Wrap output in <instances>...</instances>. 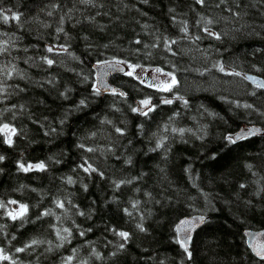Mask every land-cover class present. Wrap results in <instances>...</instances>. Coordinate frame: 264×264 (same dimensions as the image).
Returning <instances> with one entry per match:
<instances>
[{
  "label": "trees",
  "instance_id": "1",
  "mask_svg": "<svg viewBox=\"0 0 264 264\" xmlns=\"http://www.w3.org/2000/svg\"><path fill=\"white\" fill-rule=\"evenodd\" d=\"M0 12V129H15L11 144L0 131V264H264L244 233L264 228V135L228 139L264 127V88L245 76L264 77V0H0ZM107 60L175 84L126 72L110 78L122 92L100 91ZM146 99L151 111H133ZM197 213L189 258L175 224Z\"/></svg>",
  "mask_w": 264,
  "mask_h": 264
},
{
  "label": "snow or ice",
  "instance_id": "2",
  "mask_svg": "<svg viewBox=\"0 0 264 264\" xmlns=\"http://www.w3.org/2000/svg\"><path fill=\"white\" fill-rule=\"evenodd\" d=\"M85 2H87V0H85ZM197 3H200V4H203L204 3V0H196ZM223 2V0H222ZM0 16H3V13L0 12ZM12 19H16L18 20L19 17L16 16V15H13L11 17ZM3 19L5 22L8 21L9 17L8 16H3ZM206 23L208 24H211L212 21L211 20H208L206 21ZM183 31H187V28L185 27L184 29H182ZM205 31L207 32L208 29L205 28ZM210 35H215L213 33H209ZM217 38H219V36H217ZM67 49H64V51H66ZM0 51H3L2 48H0ZM48 51L49 52H52L53 51V48L49 47L48 48ZM46 59V62L51 65L53 63V61L51 59ZM120 63L119 61H117V64ZM129 67H135V66H132V65H129ZM4 70L3 69H0V73H2ZM15 71V69L11 70V71H8L7 75L9 77L12 76L13 72ZM157 72L161 71L160 69H156ZM128 75H132V72H129L127 73ZM248 79H252L251 77H246ZM175 84V78L173 77L172 81H171V85H174ZM171 85L169 86V89H165V90H170V87ZM259 87H264V84H260L258 85ZM4 89L3 88H0V92H2ZM97 94L99 93V90L97 89ZM113 92L115 93V90H113ZM121 95H123L121 93ZM165 103H171L172 101L171 100H165L164 101ZM81 104H83V101H81ZM141 105H143L144 107L141 108V107H137V108H134L133 111H139L141 112V114H144L146 115L147 112L145 111V108L147 109V111H151L152 108L149 107L150 105V101L149 100H143L140 102ZM247 107H251L250 105H247ZM0 131H10L13 135L15 134V129H9V126L7 124L3 125V128L0 129ZM121 130L120 129H117V132H120ZM173 132H176V131H179V133L182 135L183 132L185 131L184 129H173L172 130ZM258 131V130H256ZM244 133L245 135H238L237 137L233 138V137H229V141L232 142V143H235V141L237 139H241V138H246V135H252L254 134V131L253 130H244ZM5 142L8 143V144H11L12 143V140H11V136H6L5 138ZM162 146V142H158L157 143V148H160ZM89 151H92V149H89ZM3 157H0V160H2ZM20 167L24 170V171H28L30 170L31 168L35 167L37 169H43L45 166L43 163H40V164H37V165H29L27 168H25L23 165H20ZM95 171V169H92L91 166L89 165L88 168L85 169V171ZM71 179H69V183H71ZM117 187H119V184H117ZM243 187V185L241 186ZM9 203H12V204H15L16 202L15 201H9ZM57 206L58 207H63V204L59 201H57ZM135 206V205H134ZM5 207V205L0 202V208H3ZM19 211H12V212H9L8 215L12 218V219H17L18 217H23L25 215V213L27 212V205H19ZM48 213H45V215H47ZM204 221V217L201 216L197 219H194L192 221H181L180 225H178V237H177V242L180 243V246L183 248V250L188 254V257L191 258V252L189 251L188 249V243H189V240H190V236L187 234L189 231H190V228H185L184 226H190V227H195L198 223H201ZM137 227H141L140 225H137ZM144 229L141 227V231H143ZM65 231H67V229H65ZM181 233H184L183 235H181ZM118 235L123 238L124 240H127L128 238V233L127 232H119ZM58 236H59V233H58ZM60 239H65L64 237H60ZM38 243H41V241H36V240H33L32 241V244L35 245V244H38ZM26 247H28V245H26ZM121 247H123V245H121ZM25 249H17L18 252L20 251H24ZM2 249H0V259H7L6 256H3L2 255ZM257 255L261 256L262 259H264V253H261V252H257ZM70 259V258H69Z\"/></svg>",
  "mask_w": 264,
  "mask_h": 264
},
{
  "label": "water",
  "instance_id": "3",
  "mask_svg": "<svg viewBox=\"0 0 264 264\" xmlns=\"http://www.w3.org/2000/svg\"><path fill=\"white\" fill-rule=\"evenodd\" d=\"M117 61L120 63L117 64ZM95 72H96V86L100 91H119L122 92V90L115 86L111 80L110 77L115 74L119 73H125L127 70V65L125 62L121 60H108L103 62H98L94 64ZM246 77H251L252 79H248L250 82L260 85L264 84V77L254 74V73H246ZM264 88V87H263ZM138 107L143 108L144 106L138 105ZM244 130H253L254 134H261L264 135V127L259 124L254 123H243L240 128L233 134V138L237 137L238 135H245ZM258 130V131H256ZM249 136V135H246ZM203 216L204 220L206 218V215L204 214H191V215H185L178 219V221L175 224L176 232L178 235V225H180L181 221H192L194 219H197L199 217ZM198 223L195 227L190 226H184L185 228H190V231L187 233L190 236V240L188 243V249L190 248V242L192 240V237L194 235L195 230L202 224ZM245 239L246 243L251 249V251L259 258L261 256L257 255V252L264 253V228L260 229H245ZM184 233H181L183 235Z\"/></svg>",
  "mask_w": 264,
  "mask_h": 264
},
{
  "label": "rangeland",
  "instance_id": "4",
  "mask_svg": "<svg viewBox=\"0 0 264 264\" xmlns=\"http://www.w3.org/2000/svg\"><path fill=\"white\" fill-rule=\"evenodd\" d=\"M72 55V54H71ZM73 57V55L71 56ZM127 70L126 72H132L133 75L138 77L140 80L144 81L145 83L155 86L158 88H167L171 85V81L173 77L175 78L174 74L163 70L162 68L156 67V66H143V65H133V64H127ZM129 65L135 66L129 67ZM156 69H160L161 71L157 72ZM21 77V74H18ZM5 125V124H3ZM3 125L1 126V129L3 128ZM9 129H14L12 125H9ZM6 136H11L12 133L10 131H3ZM15 211H19V206L15 209Z\"/></svg>",
  "mask_w": 264,
  "mask_h": 264
}]
</instances>
